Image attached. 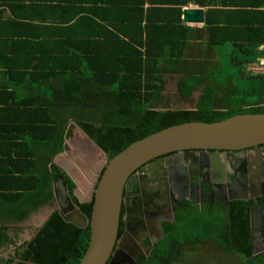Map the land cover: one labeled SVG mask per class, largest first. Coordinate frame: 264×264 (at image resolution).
I'll use <instances>...</instances> for the list:
<instances>
[{
	"label": "trees",
	"instance_id": "1",
	"mask_svg": "<svg viewBox=\"0 0 264 264\" xmlns=\"http://www.w3.org/2000/svg\"><path fill=\"white\" fill-rule=\"evenodd\" d=\"M26 1L29 5H9L13 17L0 13V248L13 249L0 264L17 259L79 264L90 245V225L77 228L56 210L36 236L22 244V230L10 227L54 208L62 181L74 204L91 219L93 201L81 204L72 178L64 170L62 177L58 173L56 159L68 150L73 130H82L111 160L172 126L264 114V76L245 79L242 74L243 65L259 56L264 28L226 33L209 27L207 49L224 51L230 43L229 65L238 72L225 74L224 67L211 63L216 69L208 80L209 63L189 53L197 30L183 25L182 1L161 9L151 6L153 0ZM23 9L28 13L16 14ZM58 15L68 24L75 21L66 31L80 30V35L29 32L36 27L26 20ZM178 71L185 74L178 83L185 102L207 82L195 109H175L173 102H164V74ZM260 203L264 212V184ZM250 207L245 202L231 203L228 210L222 205L186 206L177 211L173 224L163 225L161 241L147 243L149 253L137 262L179 264L187 248L211 241L231 264H264V249L254 255ZM122 233L121 220L119 238Z\"/></svg>",
	"mask_w": 264,
	"mask_h": 264
},
{
	"label": "water",
	"instance_id": "2",
	"mask_svg": "<svg viewBox=\"0 0 264 264\" xmlns=\"http://www.w3.org/2000/svg\"><path fill=\"white\" fill-rule=\"evenodd\" d=\"M183 21L186 24H203L204 11L186 9L183 11ZM257 146H264V114L237 115L216 123L191 122L172 126L133 143L111 160L106 158L105 167H102V169L105 168L104 173L100 176L102 171L100 170L97 176L93 177L92 182L95 188L93 186L91 191L87 192L86 198L80 196L79 183L71 175L69 169L58 164L59 175L62 177L61 170H64L76 184L75 197L79 202L85 204L93 201L91 219L74 204L67 193L66 183L63 181L67 205H60L58 209L50 208L42 225L37 228V232L58 210L65 221L77 228L85 229L90 225V245L79 264H118L121 262L133 264L135 261L129 256L130 250L126 241L123 243L118 241V235L122 209L126 204V190L136 174L140 175V180L146 185L150 182L155 185L154 179L164 177L162 174L167 170L166 166L178 168L189 162L196 166L194 163L206 155L219 157L221 152H236ZM69 151L68 149L65 153ZM263 184L264 177H258L253 181L250 192L262 196ZM150 193L148 194L152 197L153 193ZM146 204L149 205V203ZM139 209L141 210L142 207L140 206ZM42 210L38 212L41 213ZM136 215H138L137 211L128 213L129 217ZM126 225L127 231L132 234V225L129 220L126 221ZM36 234L28 241L30 242ZM262 236L264 237V224H262ZM125 251L128 257L124 256ZM20 262L36 264L21 259L15 260L13 264Z\"/></svg>",
	"mask_w": 264,
	"mask_h": 264
},
{
	"label": "flooded vegetation",
	"instance_id": "3",
	"mask_svg": "<svg viewBox=\"0 0 264 264\" xmlns=\"http://www.w3.org/2000/svg\"><path fill=\"white\" fill-rule=\"evenodd\" d=\"M192 164L189 162L178 168L166 166L167 170L162 174L164 177L154 179L156 186L151 182L146 185L138 174L128 184L126 204L121 215L123 233L118 237V241H126L130 250L129 256L135 261L133 264H138L139 256L149 253L148 242L154 245L161 241L164 237L163 225L173 224L177 211L185 209L186 206L203 208L209 205L214 208L216 205H222L228 210L231 203H251L249 212L254 255L264 249V212L260 203L263 194L258 196L250 192L253 181L264 177V146L229 153L221 152L219 157L206 155L194 163L196 166ZM58 187L60 189L54 201L57 209L60 205H67L63 181L62 187L61 184ZM150 192L153 193L152 197L148 194ZM134 211H137L138 215L129 217L128 213ZM127 220L132 225V234L127 231ZM124 253V256L128 257L127 252ZM194 256L199 257V254L195 253Z\"/></svg>",
	"mask_w": 264,
	"mask_h": 264
},
{
	"label": "crops",
	"instance_id": "4",
	"mask_svg": "<svg viewBox=\"0 0 264 264\" xmlns=\"http://www.w3.org/2000/svg\"><path fill=\"white\" fill-rule=\"evenodd\" d=\"M36 3H39L38 5H45L44 3H50V2H44L41 0H35ZM77 1V3L81 2V0H74ZM105 1V0H102ZM121 1V0H118ZM167 1V2H164ZM170 1H173L171 3ZM174 1H182L184 2V6L182 7V12L186 9H199L204 11V23L203 24H186L183 21V14H182V23L185 27L189 29H196L197 33L194 36L193 39L189 41L190 44V54H193L197 58L199 62H206L209 63L208 68L206 69V78L208 79V76L215 72L214 66L212 67L211 63L215 64V66H218L217 68L224 67L220 63L223 64L221 60V55L223 53H228V48H226L224 51L219 48L217 50H208L206 46V41L208 37V28L211 27L212 29H219L216 30L220 32L221 30L225 31L226 33L231 32L236 29L246 30V29H259L261 27L264 28V0H153V6L154 9H161L162 6L171 7V5H176L178 3H175ZM1 6H0V13H3L5 17H13V11L9 8V5H13L15 7L20 6H26L29 5V2L26 0H0ZM81 6V5H79ZM94 7V6H93ZM150 4L147 3L145 5V8H149ZM28 13L26 10H16V14L18 15H24ZM158 13H153V17H156ZM65 16L58 15L57 19H49V20H40L36 19L33 21L26 20L28 23H30L32 26L36 27V29H31L29 32L32 34L35 33H46L53 31L54 36H62L63 34H68L67 32H71L72 36H77L80 34H77L80 32V30L76 31H66L68 28H73L75 26V21L71 22V24H68V22L63 21V18ZM62 19V20H61ZM87 28V24H86ZM24 32V31H21ZM75 32V33H74ZM88 32V31H87ZM230 34V33H229ZM69 35V34H68ZM231 35V34H230ZM222 35H219V38H221ZM57 37H55L57 39ZM60 38V37H59ZM230 46V50H232V45L230 43H227L224 47ZM259 56L258 59H261V61L264 60V45L259 47ZM219 61V62H218ZM256 62V61H253ZM248 63H245L243 65L244 68H246V65ZM221 65V66H220ZM245 75V74H244ZM247 76V75H246ZM185 77L184 72L178 71L173 72L169 74H164V79L166 81V87L163 92L164 102H185L183 101L179 94H178V83L180 80H182ZM209 80V79H208ZM3 79H0V82H2ZM207 86V82H204L198 90H196L192 96L194 98L195 95L197 98V103L195 105V108L200 100V97L202 96L205 88ZM201 89V92L199 93V90ZM199 93V94H198ZM191 98V99H192ZM190 99V100H191ZM189 100V101H190ZM194 108V109H195ZM192 110V109H189ZM76 129V128H75ZM81 132L85 138V142L89 143L91 142L90 138L79 128L74 131V134L77 135ZM83 140V136H81ZM71 138V137H70ZM69 138V139H70ZM68 139V140H69ZM66 141V144L68 146V149L70 150L69 142ZM67 153H64L66 155ZM63 155V154H62ZM61 156V155H60ZM58 156L57 158H59ZM56 163L57 162L56 159ZM42 212V211H41ZM41 221V213L33 214L29 220L26 222L17 224L15 226H10L11 229H23L27 226H34L38 227L42 225ZM22 240V238H20ZM20 240V241H21Z\"/></svg>",
	"mask_w": 264,
	"mask_h": 264
},
{
	"label": "rangeland",
	"instance_id": "5",
	"mask_svg": "<svg viewBox=\"0 0 264 264\" xmlns=\"http://www.w3.org/2000/svg\"><path fill=\"white\" fill-rule=\"evenodd\" d=\"M228 53H223L221 55V60L224 63V73L236 72L237 68L229 65V52L231 51L230 46H227ZM254 61H259L257 57L252 58ZM242 74L245 79H248V75L245 72V68H242ZM247 75V76H246ZM249 80L241 81V84H247ZM201 89L199 90V93ZM198 93V94H199ZM197 95L194 96L190 101L187 102H173L175 109H194L197 103ZM160 107H164V103L159 105ZM77 129V128H76ZM73 130L71 138L68 140L70 151L66 155H61L57 158V162L66 166L67 169L71 172V175L77 180L79 183L80 196L85 197L88 191H91V188L95 184L92 182L93 177H96L102 166H104L106 154L92 141L89 143L85 142L84 135L79 132V134L75 135ZM83 140L80 141V139ZM52 207H46L41 212V221H43L46 216L48 210ZM54 208H57L54 206ZM40 213V212H39ZM39 227V226H38ZM38 227L27 226L24 227L21 232L20 237L22 240L19 244H22L25 241H28L33 233L37 231ZM10 249V248H9ZM8 248H0V258L6 257L13 251V249L9 250ZM258 249V248H257ZM193 252V253H192ZM194 253L199 254V257L194 256ZM186 257L182 258L179 264H231L228 261L229 258L226 257L224 252L220 251L216 248L213 242H206L201 244L197 248H187L186 249Z\"/></svg>",
	"mask_w": 264,
	"mask_h": 264
},
{
	"label": "built area",
	"instance_id": "6",
	"mask_svg": "<svg viewBox=\"0 0 264 264\" xmlns=\"http://www.w3.org/2000/svg\"><path fill=\"white\" fill-rule=\"evenodd\" d=\"M245 72L248 76L251 77L264 76V60L249 62L246 65Z\"/></svg>",
	"mask_w": 264,
	"mask_h": 264
}]
</instances>
